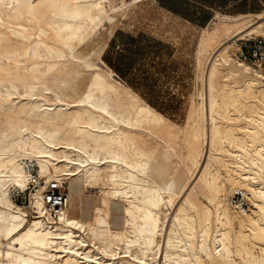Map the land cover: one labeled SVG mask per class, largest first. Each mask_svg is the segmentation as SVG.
<instances>
[{"label":"bare ground","instance_id":"6f19581e","mask_svg":"<svg viewBox=\"0 0 264 264\" xmlns=\"http://www.w3.org/2000/svg\"><path fill=\"white\" fill-rule=\"evenodd\" d=\"M149 1L0 0V264H264V66L226 44L264 38V10L217 13L203 29L202 89L181 126L104 59L119 18ZM205 142L208 205L183 195ZM183 147L189 174L175 164ZM52 181L68 198L98 189L96 213L52 216ZM233 189L254 208H233Z\"/></svg>","mask_w":264,"mask_h":264},{"label":"rangeland","instance_id":"374dc122","mask_svg":"<svg viewBox=\"0 0 264 264\" xmlns=\"http://www.w3.org/2000/svg\"><path fill=\"white\" fill-rule=\"evenodd\" d=\"M221 13L226 14L225 12ZM184 19V16L176 13L170 0H150L141 10L136 9L129 12L125 18H119L114 26L112 41L110 40L109 47L104 54L107 64L115 70L123 82L129 84L172 122L181 126H184L188 120V110L192 100L199 101L198 93L202 89L200 76L204 66L198 61L197 45L203 29L208 28L212 21L211 19L203 26H198L196 23H189ZM257 38L264 41L262 37ZM246 41H228L226 44L230 42L228 46L235 57L247 61L241 57V49L247 43ZM247 62L257 69H262L264 66V64L256 65L249 60ZM202 147L204 149L203 157L201 156L199 167L183 193L185 196L189 192H192L193 195L198 194L197 181L208 159L207 143L205 142ZM187 151L188 149L184 147L178 149L175 164L180 170L189 174L192 169L190 167H194V165H192V161L188 160ZM187 164L188 166H186ZM37 170L38 168L34 166V175H38ZM43 181L41 179V183ZM68 185V182L65 181L66 188ZM35 189L36 186H32L25 193V198L23 195L22 200L19 199L15 202L27 206L30 193ZM18 195H20V190L14 194V198ZM98 198V189H92L90 192L85 191L82 195L68 198L67 207L71 215L82 217L83 210L85 219H89L96 213L92 205L93 201L98 203ZM198 199L205 205L209 204L202 195L198 194ZM228 199L233 208L241 207L245 211L254 208L249 200V195H245L241 189H233L229 193ZM168 207L167 220L170 217L172 220L174 207ZM112 218L116 224L121 221L122 214L116 207H113ZM119 226L120 223L116 227Z\"/></svg>","mask_w":264,"mask_h":264},{"label":"crops","instance_id":"0c3cea01","mask_svg":"<svg viewBox=\"0 0 264 264\" xmlns=\"http://www.w3.org/2000/svg\"><path fill=\"white\" fill-rule=\"evenodd\" d=\"M170 2L178 15L184 16V20L198 26L213 20L217 13L256 14L264 9V0H170Z\"/></svg>","mask_w":264,"mask_h":264},{"label":"built area","instance_id":"2783aa9c","mask_svg":"<svg viewBox=\"0 0 264 264\" xmlns=\"http://www.w3.org/2000/svg\"><path fill=\"white\" fill-rule=\"evenodd\" d=\"M246 42L247 43H245L241 49V57L247 61L249 60L256 64H264V41L255 38L247 40ZM34 185L36 186L35 183H32L29 189H31L32 186L34 187ZM28 190H20V195L16 196L14 200H22L23 195L25 198V193ZM43 201L48 206L49 213L54 217L58 216V213L66 209L68 206V191L65 186V182L61 183L58 181H52L47 184V188L43 193Z\"/></svg>","mask_w":264,"mask_h":264}]
</instances>
